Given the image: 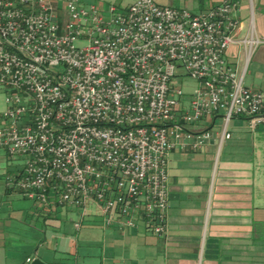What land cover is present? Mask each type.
<instances>
[{
	"label": "built area",
	"instance_id": "obj_1",
	"mask_svg": "<svg viewBox=\"0 0 264 264\" xmlns=\"http://www.w3.org/2000/svg\"><path fill=\"white\" fill-rule=\"evenodd\" d=\"M237 11L238 0L199 13L158 0L106 11L83 0H0V150L24 159L7 186L39 207L93 204L106 226L143 220L165 234L171 153L200 151L215 134L220 152L235 117L252 131L264 125V94L227 60L232 45L248 61L264 45L253 33L235 39Z\"/></svg>",
	"mask_w": 264,
	"mask_h": 264
},
{
	"label": "crops",
	"instance_id": "obj_2",
	"mask_svg": "<svg viewBox=\"0 0 264 264\" xmlns=\"http://www.w3.org/2000/svg\"><path fill=\"white\" fill-rule=\"evenodd\" d=\"M221 2L210 0L201 11ZM236 16L240 21L234 33L236 39L253 33L264 40V0H238ZM238 47L232 45L227 52L229 66L236 76L239 66L230 61L236 57ZM249 62L246 55L244 78ZM219 119L221 115L215 118L213 130L221 128L217 127ZM213 120L210 125L204 123L186 129L199 133L210 128ZM234 120L249 122L244 117H235L231 122ZM236 125L237 122L230 130L232 139L221 149L226 151L221 162H218L221 151H217L216 134L200 151L187 148L171 153L165 234L149 231L143 220H138L135 226H106L104 216L93 204L86 211L73 205L35 206L45 222L59 221L60 215L64 217H60V227L52 226L63 228L59 242L52 248L49 244L45 248L44 242L24 244L20 240L25 237L28 241L30 234L19 231L18 220H11L14 225L9 220L10 228L0 225V264H38L39 261L46 264H264V128L251 137L245 127L240 126L244 132H235ZM20 167L17 165L2 175L3 201L14 196L13 193L22 195L6 183V176ZM3 209L0 202V218ZM77 222L81 224L79 228Z\"/></svg>",
	"mask_w": 264,
	"mask_h": 264
},
{
	"label": "rangeland",
	"instance_id": "obj_3",
	"mask_svg": "<svg viewBox=\"0 0 264 264\" xmlns=\"http://www.w3.org/2000/svg\"><path fill=\"white\" fill-rule=\"evenodd\" d=\"M160 3L164 6H169L173 8H179V9H185L189 10L192 13H199L201 12V8L205 6L206 8L209 5L210 0H159ZM249 1V0H248ZM134 0H83L84 5H94L99 11H106L110 5H116L117 7H125L131 3H133ZM245 3L243 2V5ZM248 5H250V2H248ZM244 15H247L246 11L244 10ZM248 15H251V12L248 11ZM248 18H251V16ZM245 17V16H244ZM245 18L244 20H246ZM249 23V21H247ZM246 22V23H247ZM246 24L249 26V24ZM236 39V38H235ZM238 40V39H236ZM80 45V44H79ZM238 53L235 58H232L231 63L235 66H239V74L237 75L238 78L242 76L245 64H246V51L243 46L238 47ZM185 84L183 85L184 90L186 92H190L191 89L195 87L196 82L191 79L184 80ZM244 87L254 91V92H261L264 94V45L259 46L253 57L251 58L247 70L246 75L244 78ZM6 97H7V90L3 88L0 85V115L3 114L7 110V104H6ZM237 122V127L235 129V132H244L241 128L245 127L246 133L253 137V134L259 133L261 128H264V125L260 126L256 131H252L249 127V122H244L242 120H234L230 124V130L232 131L234 123ZM223 120L219 119L217 123V127H222ZM241 126V128H240ZM189 129H194V126H187ZM198 130V129H197ZM220 129L214 130V132H219ZM218 151V150H217ZM216 151V152H217ZM224 155H226L225 148L221 150L218 162H221ZM216 158V157H215ZM215 160V159H214ZM24 159L18 158V157H11L7 155L5 152L0 150V202L4 204V211L3 216L0 218V225H2V228L8 227L10 228L9 220L16 221L19 225V231L27 232L29 233V240H25V237L20 240V242L29 245H32L33 243L39 244L40 242L45 243V248L49 244L50 247H54V245L59 242V236L63 232V228H59L60 226V217L64 219L63 216L60 215L59 221H56V219H51L48 221H43L42 216L40 213L35 211V203L33 200H30L28 198L23 197V195H20L19 193H13L14 196L8 197L5 201H3L1 195H2V189H3V179L2 175L5 173H8L7 171L14 170L17 165H23ZM11 214L9 217L8 214ZM5 213V214H4ZM11 221V222H12ZM14 225V222H12ZM12 225V226H13ZM59 226V227H52V226ZM22 226V227H21ZM27 228V229H26ZM45 235L48 236L45 237ZM53 235H55L53 237ZM38 246L35 244V247ZM31 247V246H29ZM34 247V248H35ZM30 252L32 251L29 248Z\"/></svg>",
	"mask_w": 264,
	"mask_h": 264
},
{
	"label": "water",
	"instance_id": "obj_4",
	"mask_svg": "<svg viewBox=\"0 0 264 264\" xmlns=\"http://www.w3.org/2000/svg\"><path fill=\"white\" fill-rule=\"evenodd\" d=\"M38 264H46V263L39 261Z\"/></svg>",
	"mask_w": 264,
	"mask_h": 264
}]
</instances>
